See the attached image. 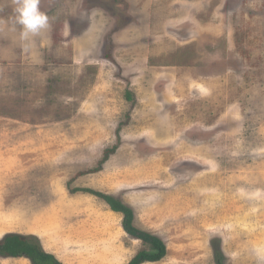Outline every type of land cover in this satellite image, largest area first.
<instances>
[{
	"label": "rangeland",
	"instance_id": "1",
	"mask_svg": "<svg viewBox=\"0 0 264 264\" xmlns=\"http://www.w3.org/2000/svg\"><path fill=\"white\" fill-rule=\"evenodd\" d=\"M39 7L49 27L23 40L0 0V240L129 264L147 246L91 190L164 242L146 264H264V0Z\"/></svg>",
	"mask_w": 264,
	"mask_h": 264
},
{
	"label": "trees",
	"instance_id": "2",
	"mask_svg": "<svg viewBox=\"0 0 264 264\" xmlns=\"http://www.w3.org/2000/svg\"><path fill=\"white\" fill-rule=\"evenodd\" d=\"M127 99L132 98V94L127 92ZM113 150L105 153L106 160ZM94 196L102 199L113 212L121 213L123 216L122 226L124 231L132 238L142 241L147 248L139 252L129 264H146L161 261L167 254L166 245L157 236L138 229L134 225V215L132 210L123 205L115 197L91 190H85ZM217 264H223L224 256L220 250L215 252ZM0 257L26 258L32 264H61L58 259L47 253L39 240L35 236H22L19 234L6 235L0 240Z\"/></svg>",
	"mask_w": 264,
	"mask_h": 264
},
{
	"label": "clouds",
	"instance_id": "3",
	"mask_svg": "<svg viewBox=\"0 0 264 264\" xmlns=\"http://www.w3.org/2000/svg\"><path fill=\"white\" fill-rule=\"evenodd\" d=\"M16 23L21 25V39L37 36L49 27L48 16L40 10L39 0H15Z\"/></svg>",
	"mask_w": 264,
	"mask_h": 264
},
{
	"label": "crops",
	"instance_id": "4",
	"mask_svg": "<svg viewBox=\"0 0 264 264\" xmlns=\"http://www.w3.org/2000/svg\"><path fill=\"white\" fill-rule=\"evenodd\" d=\"M82 9H83L82 12L84 13V15H83L81 21H82V22L86 21L87 23H85L86 26L83 27V29H82L80 32L83 33V35H86V34H87L86 29H87L88 27H91V25H92V24H91V15L89 14V12H90L91 10H90V11H87L85 7H83ZM98 15H99V11H97V13H96L95 15H93V17L95 18L94 25L100 23L99 20H98L97 17H96V16H98ZM89 22H90V23H89ZM91 33L94 34L92 30H91ZM88 39H90V38H83V40H88ZM92 41H94V40H92Z\"/></svg>",
	"mask_w": 264,
	"mask_h": 264
}]
</instances>
